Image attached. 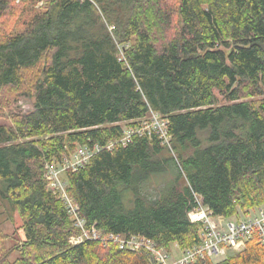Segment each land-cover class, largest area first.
<instances>
[{
    "label": "trees",
    "instance_id": "16d2710c",
    "mask_svg": "<svg viewBox=\"0 0 264 264\" xmlns=\"http://www.w3.org/2000/svg\"><path fill=\"white\" fill-rule=\"evenodd\" d=\"M39 1L0 0V207L24 231L5 248L0 229V264H154L115 237L190 248L198 198L214 216L264 206V0ZM22 98L32 110H4ZM152 111L170 146L106 147ZM96 144L67 190L100 236L72 243L46 163ZM190 264H264V243Z\"/></svg>",
    "mask_w": 264,
    "mask_h": 264
},
{
    "label": "built area",
    "instance_id": "2783aa9c",
    "mask_svg": "<svg viewBox=\"0 0 264 264\" xmlns=\"http://www.w3.org/2000/svg\"><path fill=\"white\" fill-rule=\"evenodd\" d=\"M21 2L24 0H16ZM148 132L151 134L156 132L163 144L170 146V135H168L167 120L160 114L152 111L150 116L144 119L140 125L136 127L124 128V135L120 138L111 140L107 144L108 149L114 146L126 145L137 133ZM103 147L96 144L92 147L88 145H78L68 154H63L61 160L52 159L47 162L45 176L49 183V187L63 199L65 206L74 219L76 225L82 228L81 235L77 242L74 237L71 238L72 243H79L86 238L99 237L100 234L95 227L92 230L85 229V221L80 215V207L74 202L67 190V181L63 172L75 171L79 166L88 162L95 152ZM197 206L189 212V218L192 222H198L199 242L190 248L183 249V254L176 260L170 261L167 248L159 247L154 241L144 236L132 235L128 238L115 239L119 242L121 248L139 249L141 247L150 250L155 257L154 264H190L197 259L209 257L214 259L218 256H224L229 248L240 250L244 247L247 239L258 234L264 243V206L259 207L257 214L250 218L233 221L225 216H214L212 210L205 205L201 199H197ZM218 220V222L215 221ZM108 238V237H107Z\"/></svg>",
    "mask_w": 264,
    "mask_h": 264
},
{
    "label": "rangeland",
    "instance_id": "374dc122",
    "mask_svg": "<svg viewBox=\"0 0 264 264\" xmlns=\"http://www.w3.org/2000/svg\"><path fill=\"white\" fill-rule=\"evenodd\" d=\"M45 1L46 0L39 1L37 6L40 7V6H43V4L45 5V3H46ZM33 102H34V98H22L17 103H12L9 106L4 107V110L6 112H8L10 109L20 107L23 111L28 112V111L33 109ZM123 124H125V123H123ZM63 175H65V171L63 172ZM256 214H257L256 209H251L247 214H245L243 212L239 213L238 216L235 215L230 220L238 221L241 219H245L247 217L250 218V216H254ZM10 218L11 217H9L7 215V213H4L3 208L0 207V229L7 235L6 238L3 239V242H2V244L5 248H10L16 242L17 237L20 239H22L24 237V231L21 228L22 221H21L20 217L17 214H15L14 220L12 218H11L12 219L11 220ZM215 221L218 222L217 219H215ZM79 237H82L81 233H80V235L74 236L73 242H77ZM167 250L170 253V255H169L170 261L178 259L184 252V250L182 248H180L177 243H172ZM236 250L237 249L234 250L232 248H229L226 251V253L224 254V256H218V257H215L214 259L219 260V259L225 257L227 255V253L233 252ZM16 255H17V253H14L11 256L12 259L15 258Z\"/></svg>",
    "mask_w": 264,
    "mask_h": 264
},
{
    "label": "crops",
    "instance_id": "0c3cea01",
    "mask_svg": "<svg viewBox=\"0 0 264 264\" xmlns=\"http://www.w3.org/2000/svg\"><path fill=\"white\" fill-rule=\"evenodd\" d=\"M64 178H65V180L67 181V171L65 172ZM67 184H68V181H67ZM230 219H231V218H230Z\"/></svg>",
    "mask_w": 264,
    "mask_h": 264
},
{
    "label": "bare ground",
    "instance_id": "6f19581e",
    "mask_svg": "<svg viewBox=\"0 0 264 264\" xmlns=\"http://www.w3.org/2000/svg\"><path fill=\"white\" fill-rule=\"evenodd\" d=\"M46 165H47V163H46Z\"/></svg>",
    "mask_w": 264,
    "mask_h": 264
}]
</instances>
